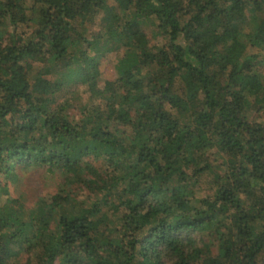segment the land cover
I'll use <instances>...</instances> for the list:
<instances>
[{"label": "trees", "instance_id": "1", "mask_svg": "<svg viewBox=\"0 0 264 264\" xmlns=\"http://www.w3.org/2000/svg\"><path fill=\"white\" fill-rule=\"evenodd\" d=\"M113 2L0 0V264H264V0ZM72 64L95 100L77 119L48 78ZM29 167L64 177L32 207L8 186Z\"/></svg>", "mask_w": 264, "mask_h": 264}, {"label": "rangeland", "instance_id": "2", "mask_svg": "<svg viewBox=\"0 0 264 264\" xmlns=\"http://www.w3.org/2000/svg\"><path fill=\"white\" fill-rule=\"evenodd\" d=\"M108 3L114 4L113 0H108ZM30 4V1H26V5ZM248 21L250 22V19H248ZM251 22L255 23L253 20H251ZM155 23L156 21H147L142 25V30L149 39L150 43H155V41L159 38L156 34L157 29ZM98 28L99 21L96 19L94 24L87 26V34L93 32V30H97ZM32 29V25L22 26L18 28V32L21 33V35L27 36ZM8 30H10V28H8ZM108 46L109 48L100 52L98 56H96L94 50L87 52L89 57H97L96 69L98 73L94 77L97 87L100 88L104 85L105 81H113L118 77V64L125 49L124 47L111 48L112 46ZM252 51L256 52L255 49ZM260 53V59L262 62L258 68L261 70L262 74H264V51H261ZM41 65L42 63L40 61L35 62L33 64L32 73L41 67ZM70 67L71 68L69 69L63 68L56 71L53 74L48 75V78L61 84L56 96L59 101L65 98L68 99L70 107L67 111L74 117V119H77L80 116L79 109L87 102H95V100L91 98L94 95L90 94L88 83L82 81L81 79V74L79 73L81 71L80 67L77 64H72ZM261 119H263V117L258 118V120ZM123 129H126L127 132L130 131L126 127ZM211 157L214 159L212 161L213 163H218L221 160L219 155H211ZM92 163L97 167L104 166V163L100 162V159L94 160ZM17 173L18 177L15 180L8 182L9 197H19L22 199V202L26 207H32L42 197H48L56 194L64 182V177L59 171L52 170L47 167L19 168ZM211 178V173L206 172L203 174L200 183H198L195 188L197 196H203L207 193L211 194L213 192ZM71 187L72 188L70 189L73 191V195L79 200H87V203L91 202V200L99 199L100 197L99 193L89 194V192L85 188L80 187L78 183H74ZM118 188H120V186H118ZM5 198L6 196H2L1 202H3ZM102 210H105V208L102 207ZM211 251L215 252L216 248L212 246ZM27 259L30 261V264H34L36 261L34 254L29 256L26 253L21 254L18 261L25 262Z\"/></svg>", "mask_w": 264, "mask_h": 264}]
</instances>
